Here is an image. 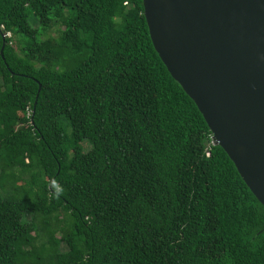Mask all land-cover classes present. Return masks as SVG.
I'll list each match as a JSON object with an SVG mask.
<instances>
[{
    "label": "trees",
    "instance_id": "trees-1",
    "mask_svg": "<svg viewBox=\"0 0 264 264\" xmlns=\"http://www.w3.org/2000/svg\"><path fill=\"white\" fill-rule=\"evenodd\" d=\"M0 50V264H264L141 0H0Z\"/></svg>",
    "mask_w": 264,
    "mask_h": 264
},
{
    "label": "water",
    "instance_id": "water-1",
    "mask_svg": "<svg viewBox=\"0 0 264 264\" xmlns=\"http://www.w3.org/2000/svg\"><path fill=\"white\" fill-rule=\"evenodd\" d=\"M141 1L160 60L264 205V0Z\"/></svg>",
    "mask_w": 264,
    "mask_h": 264
}]
</instances>
